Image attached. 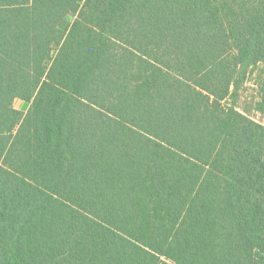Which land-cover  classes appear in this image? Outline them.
<instances>
[{
	"label": "trees",
	"instance_id": "16d2710c",
	"mask_svg": "<svg viewBox=\"0 0 264 264\" xmlns=\"http://www.w3.org/2000/svg\"><path fill=\"white\" fill-rule=\"evenodd\" d=\"M258 63L264 0H0V264H264Z\"/></svg>",
	"mask_w": 264,
	"mask_h": 264
},
{
	"label": "rangeland",
	"instance_id": "374dc122",
	"mask_svg": "<svg viewBox=\"0 0 264 264\" xmlns=\"http://www.w3.org/2000/svg\"><path fill=\"white\" fill-rule=\"evenodd\" d=\"M264 75V65L258 63L250 67L244 75L243 82L237 86L235 94L237 98L234 99V102L242 107H246L249 103L250 115L258 122H264V117L261 113L256 111V103L260 99L259 95V82ZM31 104V100L21 97H16L12 100V106L18 110L22 115H24ZM237 105V106H239Z\"/></svg>",
	"mask_w": 264,
	"mask_h": 264
}]
</instances>
